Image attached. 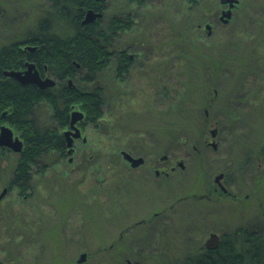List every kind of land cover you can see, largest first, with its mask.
Returning a JSON list of instances; mask_svg holds the SVG:
<instances>
[{"label":"rangeland","instance_id":"obj_1","mask_svg":"<svg viewBox=\"0 0 264 264\" xmlns=\"http://www.w3.org/2000/svg\"><path fill=\"white\" fill-rule=\"evenodd\" d=\"M47 2L0 0V46L33 27ZM104 4L106 18L117 15L130 24L117 33L116 48L137 50L139 57L119 75L114 55L95 81L75 77L85 87H101L100 129L91 124L82 129L86 140L75 141L71 162L67 154L32 173L25 197L12 185L0 200L4 264H125L124 256L140 264H181L205 251L210 231L257 229L247 223L249 209L197 200V181H208L213 170L211 150L202 141L216 119L223 120L226 131L231 109L259 108L261 116H248L241 124L245 131L264 128V0H238L228 22L212 23L210 36L204 23L228 3ZM34 115L41 124L52 123L45 104ZM122 147L148 160L166 155L173 165L183 162L170 173L168 199L161 198V187L144 167L130 170L120 161ZM16 162V152L2 150L0 190L10 182ZM140 218L146 222L137 223ZM82 252L86 257L78 262Z\"/></svg>","mask_w":264,"mask_h":264},{"label":"trees","instance_id":"obj_2","mask_svg":"<svg viewBox=\"0 0 264 264\" xmlns=\"http://www.w3.org/2000/svg\"><path fill=\"white\" fill-rule=\"evenodd\" d=\"M47 1L35 25L25 31V38L38 47L33 57L46 63L49 71L60 79H75L77 76L82 82L95 81L98 73L112 60L110 50L115 47L112 39L114 30H124L130 24L116 17L105 25L100 24L99 17L93 22L82 23L87 8L101 9L99 0ZM197 1L188 0L190 4ZM11 52V44L0 47V123L19 130L25 140L22 150L17 153L9 182L10 188L18 185L24 190L30 186L32 173L45 171L67 155L61 130L67 126L72 108L84 113L81 120L83 128L91 124V127L100 129L104 97L100 86L88 88L73 80L74 84L69 85L65 81V87L61 89H39L33 84L22 85L13 78H4L2 70L11 68L16 60ZM127 68L122 59L116 63L118 75ZM78 70H83L82 75L77 73ZM39 104L50 109L52 123L49 125L41 124L34 115ZM106 135L111 138L110 131L107 130ZM107 151L115 153L114 148ZM97 154L100 155L99 150ZM52 155L55 156L54 161H47ZM39 160H45L44 164H39ZM258 234L246 228L233 229L224 234L216 249L189 256L181 264H264V234Z\"/></svg>","mask_w":264,"mask_h":264},{"label":"flooded vegetation","instance_id":"obj_3","mask_svg":"<svg viewBox=\"0 0 264 264\" xmlns=\"http://www.w3.org/2000/svg\"><path fill=\"white\" fill-rule=\"evenodd\" d=\"M99 1H100L99 6H101V9L95 11H100L102 13L101 16L99 17L100 24L105 25L108 22V20H110L112 17H116L117 19H120V17H117V15L106 18V16L104 15V11H105L104 0H99ZM223 7H225V5ZM221 8L222 7L219 8V11H217L216 18H214L213 21L207 20L204 23V25L209 23L211 26L210 33H207L205 28L203 29V32L205 33L206 36H210L212 33V27H213L212 23L214 24V23L222 22L219 19L222 12ZM114 31L115 34L112 37L113 41L115 40V37L119 32V29H115ZM24 35L25 32L24 34L16 36L14 37V39H11L10 41L7 42V44H11V49H12L11 53H14V56H16V60L12 64L11 68L2 70V76L4 78L5 77L12 78L4 75L5 70L25 69L28 63H32L37 69L39 76L41 77L51 76L54 78L55 84L51 87H56L57 89L64 88L65 81L67 82V85L74 84L72 82V80L75 82L74 78L72 79L70 77H65L60 79L49 71L46 63H41V61L35 59V57H33V53H35L38 47L37 45L30 43L28 40L29 38H25ZM115 44L116 43H114L113 46ZM110 51H111L110 56L113 57L115 55L116 62L122 59L123 63L128 65V68L131 66L132 61L137 59V57H139L140 54V52H138L137 50H134V52H129L126 48H120V47L116 48V46L112 48ZM13 79L18 83H20L15 78ZM68 80H71V83H69ZM27 84H32V83H27ZM241 98L244 99V93H242ZM239 101L240 100H237V102ZM73 109L74 108H72L71 110ZM71 110L69 111V118H70ZM261 111L262 109L259 108L252 109L251 107L241 108L236 110L231 109L229 114H227L231 117L227 118L229 129L226 131L222 119L221 120L216 119L214 121L213 125L208 129V133H209L208 136H206V138L203 139L202 141L204 146L211 150V162H212L211 164L213 166V170L210 174V179L208 181H201V179L197 181V200L199 201L210 200L213 203L225 202L228 205H230L232 209L239 208L242 211L249 209L248 213L252 218H249L247 220V223H250L252 227H256L257 229H249L247 227H241V226H239L238 228L249 229L251 230V232H256L257 234L259 233L258 234L259 236L264 234V128L262 127V129L255 130V132L254 130L245 131L244 125L241 124V121L248 120L247 118L248 116L249 118L259 117L262 114ZM5 112L6 111H3L2 114H5ZM1 125L9 126L5 123H0V126ZM77 125L79 126L82 135V129L84 130V128L81 126V120L77 122ZM67 128H69V120L67 126L61 131L64 132V130H66ZM210 130H212L213 132L212 134ZM250 132L254 134H249ZM13 134L18 135L19 138L22 140L23 145L25 144V140L21 136V134H16L14 132ZM77 139H81V141H85L82 139L81 136L75 138L73 140V147ZM4 149L10 150L8 147L0 146L1 151ZM66 150L67 148L65 147V152ZM122 150H126V149L125 148L123 149V147L119 149L120 161H122V163L130 170H136L138 168L144 167L146 171L145 172L146 175L152 174L153 178L157 181V185L161 187L162 190L161 198L168 199L169 176L170 173H174L176 167L178 166L177 163L180 160L175 161L177 165L176 166L173 165L174 163H170L168 161L167 156H164L163 158H161L160 156V158L158 159L148 160L147 157L142 155L141 153H136L126 150L133 156L143 157L142 162H140L136 166H131L130 163L127 160H125L121 155ZM89 157H91V155H89L88 158ZM181 168H183V166ZM4 188L6 190L4 193H2ZM10 189L11 188L9 186V183L1 188L0 200L4 197V195L7 192L10 191ZM25 190L24 191L20 190V193H22L21 196L25 197L26 194L24 193ZM161 210L163 212L166 211L164 205L161 208ZM153 214H157V212H153ZM144 222H146L145 218H140L137 221V223H144ZM211 232L212 231H210L209 234ZM215 233L218 235V244L213 248V250L220 245V242L224 234H226V233H217V232ZM205 240L203 241V246H202L203 249L205 251L211 250V249H207L204 246ZM119 255L122 257L124 256L123 253H119ZM124 260H125V264H130L129 262L133 264H140L138 261H136L137 259L134 258L131 259L130 257L127 256H124ZM0 264H4L3 257L0 258Z\"/></svg>","mask_w":264,"mask_h":264},{"label":"water","instance_id":"obj_4","mask_svg":"<svg viewBox=\"0 0 264 264\" xmlns=\"http://www.w3.org/2000/svg\"><path fill=\"white\" fill-rule=\"evenodd\" d=\"M222 3H228V8L223 10L220 15V20L222 22H228L231 17V7L235 5V3L238 2V0H220ZM100 11H95L92 8L86 9L84 13V17L82 19V23L86 24L89 22H93L95 18L101 16ZM205 30L207 33H210L211 27L207 23L205 24ZM4 75L15 78L22 84L32 83L38 86L40 89H46L48 87H51L55 84V80L51 76L41 77L39 76V73L37 69L35 68L34 64L28 63L27 67L25 69L21 70H15V69H9L4 71ZM69 83H71V80H68ZM84 117V113L80 111L79 109H73L70 112V118H69V128L64 130L63 134L65 136V144H66V154H68V161H72L71 153L74 150L73 147V140L75 138H78L81 136V131L79 126L77 125V122L82 120ZM211 134L213 133L212 130H210ZM83 140H86L85 136H81ZM0 146L8 147L13 152H20L23 147V142L19 138L18 135L13 134V130L6 125L0 126ZM121 155L125 160H127L131 166H136L140 162L143 161V157L141 156H133L126 150L121 151ZM166 155H162L161 158H163ZM177 165L179 167L183 166L182 161H178ZM5 188L3 189L2 193L5 192ZM1 193V194H2ZM218 244V235L215 232H211L208 237L206 238L204 242V246L207 249H213ZM86 254L81 253L77 259L78 262H81L85 259ZM130 264H133L129 262Z\"/></svg>","mask_w":264,"mask_h":264}]
</instances>
